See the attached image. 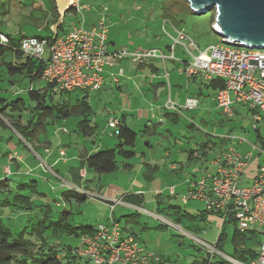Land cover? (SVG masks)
<instances>
[{"label": "rangeland", "instance_id": "obj_1", "mask_svg": "<svg viewBox=\"0 0 264 264\" xmlns=\"http://www.w3.org/2000/svg\"><path fill=\"white\" fill-rule=\"evenodd\" d=\"M79 1L80 5H85L87 8L81 10L77 16L69 13L65 19V28L68 29L74 25L86 28L93 27L97 24L103 10H105L108 15L107 26L108 29L110 27V38L117 42L119 47L154 46L164 48L166 44L171 46L173 41L166 35L162 27L165 16L169 17L176 26L183 28L194 39L201 50H205L222 41V38L213 31L211 25L215 11L205 15H196L191 10L187 0ZM49 6L48 0H0V33L10 34L16 38L46 35L49 18L45 16L49 13ZM166 31L173 37L175 36V33L170 30L169 26H167ZM167 50L164 49L166 53H168ZM176 57H182V60L188 59L182 53L180 46L177 48ZM166 62H168L170 67L172 66L171 61L167 60ZM0 76V92L6 89L10 92H5V96L23 94L24 97H27V88L30 86L29 79H22L21 83L12 85L2 72H0ZM34 86L42 88L44 83H35ZM194 87L195 89L197 88L196 85ZM194 87L192 86V89ZM209 92L203 86V94L198 95L199 99L197 98L199 101L197 111L190 112L182 109L181 113L183 116L176 123L171 120H165V124H159L157 120H153V123L148 124L151 128L146 129L147 124L145 125L144 122H133L131 120L133 116L137 118L140 114L134 113L132 114L133 116L130 114L129 120L133 123L130 127L136 131H140V136L134 148L136 156L131 160H120V169L114 173L101 176L89 173V177L87 179L84 178L85 184L91 190L89 193L93 197H96V199L89 197L85 202L81 203H78L75 199L65 200L63 192L65 191L64 189H68V186L66 188H59L58 181L55 179L47 182L39 174L41 169L38 170V168H36V177L32 175L26 178L9 179L13 185H15V181L17 183H30L32 180H36L38 191L45 194V196L38 199L42 203L51 204L54 211L61 212L66 209L72 212L71 223L73 225L92 223L98 226L99 224L107 223L106 221L110 219L111 214L110 206H108V203L97 199L98 197H106L110 191L126 195L134 194V192L141 190L147 193V203L143 206L144 209L161 216L173 225L164 223L148 213H141L133 208L118 206L115 216L120 220L121 227L136 233L149 251L159 253L166 260L165 264H188L196 257L203 258L206 256V251L203 250L201 243L197 239L213 245L218 240L224 223L218 221V219L217 221H212V215L204 213L206 203L203 201L190 200L185 202L183 200V194L179 193H181L180 190L184 187L185 176H183V180H180L170 170L171 163L173 161L180 164L186 163L184 168L189 175H192V169L198 162L194 160L190 162L188 160L190 150L199 149V144L207 141L210 144H214L212 150L209 152L210 160L216 159L221 155V152L234 146L244 154L252 153L251 161L253 166L264 162V155L261 153L262 146L257 142V132L254 130V117L248 107L237 104L234 107L236 115L233 117L227 116L222 110L217 108L216 103L211 98L207 97ZM192 93L197 94L199 92L193 90ZM110 94H112L110 96L112 99L111 107L113 108L110 111L112 113L115 110H118L117 112L115 111L117 114L123 112L129 113V111L137 107L139 99H136L137 96L134 88L129 90L123 88L122 91L116 89ZM0 97H4L3 94ZM93 102V111L95 113L99 111L97 113L101 114L105 106H100L101 108H99L96 98L93 99ZM181 107L184 106L182 105ZM92 117H94V114ZM69 120L70 122L67 124L60 121L55 125H49L46 130L47 132H44L42 135V141H46L48 138V141L56 146L59 140L63 139L66 142L67 139L73 137L76 134L77 119L73 117ZM111 121L113 122V120ZM192 122L195 127L189 126ZM65 129L68 133L64 132ZM113 131L114 125H111L107 134H104L103 129L100 128L98 135L100 147H102L101 144L105 140L111 141L112 145L110 148L117 146L119 138L113 137ZM261 131L264 133V129ZM98 136L93 138L81 136V140L89 142V146L94 147L90 144H93L95 140L97 141ZM226 137L234 138L235 140L230 139L225 141ZM18 138L19 135L14 131L9 122L0 116V179L5 178V174L3 173L5 167L12 166L11 162L7 160V152L17 148H21V151L24 149ZM147 144H151L152 149ZM103 149H107L106 146ZM166 153L170 154L171 157L166 156ZM147 162L160 166V172H156L154 175L155 179L146 180L144 177L146 169H143V166ZM36 165L37 163H35L34 167ZM126 165L131 166L130 170H127ZM208 168L211 169V167ZM151 172L149 170V173ZM179 172L182 173L181 170ZM44 176L48 177L47 175ZM244 181V185L249 184V181ZM166 185L179 186L177 198H170V203L180 206L190 215L194 216L195 219L184 218L177 224L174 217L156 210L151 197H154L155 194L153 192L155 190L164 189ZM163 196L168 201V197L172 196V191L171 194L170 190L164 192ZM118 198L120 196L116 197V199ZM58 203L62 207H58ZM23 214L25 213L14 214L10 219L5 220L6 224L14 231L19 232L23 230L28 224L27 219L31 217V215L21 216ZM235 227L237 226L234 223H229V221L224 227L226 235L223 242L224 252L221 253L226 257L221 253L218 254V260H221L224 264H235L231 261L235 260L232 258L234 256L232 237L236 229ZM59 243L80 247L82 241L81 238L62 235L59 238Z\"/></svg>", "mask_w": 264, "mask_h": 264}, {"label": "built area", "instance_id": "obj_2", "mask_svg": "<svg viewBox=\"0 0 264 264\" xmlns=\"http://www.w3.org/2000/svg\"><path fill=\"white\" fill-rule=\"evenodd\" d=\"M79 2L72 0V6L79 7ZM107 18L108 15L103 10L97 24L91 28L74 27L64 36L55 37L51 42L35 37L25 38L20 42V49L28 56L46 60L47 66L42 80L50 84L55 93H62L74 90H101L105 83V69L122 60H128L136 66L154 60H177L175 52L180 46L189 58L180 71L187 77L201 75L207 82L221 79L224 88L215 97L217 108L225 115L233 117L235 105L248 107L254 117V130L260 131L264 138L261 131L264 129V49L231 46L222 39L220 43L201 50L184 29L175 26L170 19H164L163 30L173 41L168 53L159 48L133 51L121 48L111 51ZM167 26L175 33L174 37L166 31ZM0 43L10 44L6 34H0ZM123 74L124 70H120L115 77L117 82ZM198 106L199 101L195 98L187 99L184 107L171 101L167 104L169 110L178 113L182 109L196 110ZM113 123L116 127L119 125L118 120ZM230 139L235 140L225 138ZM261 153L264 155L263 147ZM251 156L252 153L245 155L235 147L229 148L215 159V172L204 173L197 179L190 180L189 190L183 195V200L203 201L206 203V211L220 213L223 222L233 217L239 232L260 235L262 243L259 256L250 264H264V162L260 164L253 182L244 185ZM83 175L86 176V172ZM62 185L65 187L66 183L63 182ZM174 194L173 189L172 195ZM88 195L93 197L89 192ZM97 199L107 201L111 209L110 219L105 224H99L94 235L81 238L79 254L87 257L92 264L160 263L159 254L149 251L139 236H124L120 224L113 218L115 208L124 205L123 199ZM136 209L173 225L157 214L138 207ZM197 240L211 258L221 253L215 243L211 245ZM231 261L235 264H246Z\"/></svg>", "mask_w": 264, "mask_h": 264}, {"label": "trees", "instance_id": "obj_3", "mask_svg": "<svg viewBox=\"0 0 264 264\" xmlns=\"http://www.w3.org/2000/svg\"><path fill=\"white\" fill-rule=\"evenodd\" d=\"M48 4L50 5L49 13L45 17H52V24L48 23L46 35L34 37L51 42L55 37L61 36L51 30V26L58 22V10L55 0H48ZM164 19L170 18L165 16ZM214 22L215 16L211 23L212 26ZM64 25L65 22L61 23L59 29H63ZM6 35L10 40V44L0 43V72L10 80L12 85L21 83L22 79H29L30 86L27 88V97H24L23 94L0 97V116L6 119L14 131L33 147L36 142H40V137L44 132H47L49 125H55L60 121L73 117L77 119L76 132L78 134L85 138L94 137L98 127L92 121L93 109L88 100L91 92L74 90L55 93L53 87L42 80L47 66L46 60L28 56L20 49V42L28 37L16 38L10 34ZM170 47L169 45L168 52ZM188 60L189 58L180 62L184 66ZM196 76L203 78L201 75ZM40 82L44 83V86L36 88L34 84ZM204 82L205 87L212 91L211 96H214V99L219 91L224 88V82L221 79H214L210 82L204 80ZM8 93L10 92L8 91ZM172 121L176 123L175 120ZM189 126L193 127V124ZM117 131L118 134H116ZM256 132L257 142L264 148V138L260 131ZM115 136L119 138V143L115 148L102 149L88 157L86 162L87 174L92 173L101 176L114 173L120 169V160H131L136 156L134 148L140 136L139 132L130 128L123 119L119 121ZM208 145L209 143L199 145L204 154H206L205 150ZM197 150H190V154L194 156L198 152ZM89 189L88 186H85L82 190L67 189L63 192V197L68 200L75 199L78 203L85 202L89 198ZM43 196L45 194L38 191L36 180H32L30 183L22 182L13 185L7 177L0 179V264H92L87 257L79 254L81 246L62 245L59 243V238L62 235L77 238L94 235L98 226L92 223L73 225L71 223L72 212L66 209L61 212L54 211L51 204L42 203L38 199ZM123 197L125 202L135 206L143 204V196L141 195L126 194ZM164 210H170L166 214L174 217L177 224L180 223V216L182 215L180 206L168 204L163 208ZM17 213H25L21 216L31 215L27 219L28 224L26 227L19 232L14 231L5 222L6 219H10L11 216ZM214 214L220 215L218 212H214ZM228 221L237 226L233 217H230ZM228 221L224 222L223 229L216 242V247L221 252H224L223 242L226 235L224 227ZM235 228L232 237L234 247L232 258L250 264L259 256L262 238L256 233H241L237 227ZM131 236L138 235L135 233L128 235V237ZM140 240L143 243L141 238ZM165 263L166 260L161 256V262L154 264ZM188 264H224V262L218 260V256L211 258L206 252L205 257H196Z\"/></svg>", "mask_w": 264, "mask_h": 264}, {"label": "crops", "instance_id": "obj_4", "mask_svg": "<svg viewBox=\"0 0 264 264\" xmlns=\"http://www.w3.org/2000/svg\"><path fill=\"white\" fill-rule=\"evenodd\" d=\"M55 3H56L57 10H58V22H59L62 16H61V13L59 12V7H58L56 0H55ZM85 8H87L85 5H80V4H79V7L72 6V0H70L69 6L66 8V11L63 12L61 23L65 22V19L69 13H72L77 16L80 14L81 10H85ZM52 21H53V18L52 17L49 18L48 22L50 24H52ZM58 22L56 24H58ZM52 26H51V30L53 31V33L55 34L59 33L60 36H63L67 34L70 30H72L74 27H78L80 25H74V26L69 27L68 29H66L64 25L63 29H59V27H56V31L52 29ZM109 42H110L111 51L118 50L121 48H126L131 51L137 50V49L148 50L151 48H159L162 50L164 49L167 50L169 46V44H166L164 48L154 47V46L153 47H131V46L119 47L117 45V42H115L114 40H111L110 38V27H109ZM176 58L177 60H169V62L171 61V64H172L171 67L168 64V62H163L159 60H154L150 63L143 64L140 66L134 65L128 60H122V61L116 62L112 66L107 67L105 69V83L102 89L96 92L89 93V98H88L90 105L92 106V109H93V103H94L93 99L94 98H96V101L98 104L97 106L99 108H101L100 106H105L104 107L105 109L101 112V114L97 113L99 111H96V113L93 111L94 117H92V121L94 124H97V127H98L96 131V135L94 137L99 135L100 128L103 129L104 134H107V131L111 127V125H114V131L112 133L114 137L117 127L114 124L115 122L113 123L111 120L120 121L124 119V122H126L127 125L130 127L132 126L133 123L132 121L129 120V117L134 113L140 114V116H138L137 118H134V116L132 115L133 117L131 118V120H133V122H136V121L144 122L145 125L147 124L146 129H149L150 126L148 124L153 123V120H157L159 124H165V120L166 121L175 120V122H178L179 119L183 116V114L181 112L176 113L173 110H169L167 108V104L169 103V101L179 106L180 105L184 106L186 104L187 99L189 98L199 99L198 95L203 94L202 87L203 86L205 87V82L203 78H201L200 76H194L192 78H189L185 74H183L180 71L183 66V63L180 62L182 60L181 59L182 57L181 58L176 57ZM120 70H124V74L122 77H120L119 82H117L115 77L118 76ZM195 85L197 86L196 89L194 87ZM192 86L194 87V89H192ZM123 88L126 90L134 88L136 92V96H137L136 99H139L137 102V107L129 111V113L123 112V113L117 114L116 112L118 110L117 111L115 110L116 112L114 111L112 113V111H110V110H113V108L111 107L112 99L110 97L112 94L110 93H113L116 89L122 91ZM193 90H197V92L199 93L194 94L192 93ZM209 91L210 92L207 95V97L211 98L212 101L215 102L214 96H211L213 94L212 91L211 90ZM5 92L8 93V90L7 89L2 90L0 93L3 94V96H5L6 95ZM188 111L195 112L197 110H188ZM141 113L143 114L141 115ZM235 113H236V110H235ZM250 113L252 112L250 111ZM167 114H171V115H167ZM235 115L236 114H234V116ZM101 118L102 120L100 121ZM61 122L67 124L70 122V120L69 119L63 120ZM192 124H193V127H195L193 122ZM76 129H77V123H76ZM64 132H67L66 129L64 130ZM137 132L140 133V131H137ZM86 138H93V137H86ZM18 140L24 146V149L21 151L20 150L21 148H17V149H12L15 151L10 150L9 152H7V155H6L7 160L11 162L12 166L5 167V169L3 170V173L5 174V178L6 177L8 179L9 178L11 179L26 178L32 175L36 177V171H37L36 168H38V170L41 169L39 174L43 176L47 182H50L51 179H55L58 181L59 188H64L62 183L65 182L66 186H68V189H74V190L75 189L80 190L84 188L85 186H87L85 184L84 178L87 179L89 177V174H87V171H86V162H87L88 157L91 154L102 150L103 148H105V146L106 148H110V146L112 145L111 141L105 140L104 143L101 144L102 147H100L98 143V140H99V136H98L97 141L95 140L93 144H90V145H93L94 147H91L88 144L89 142H85L81 140V135L78 134V132H76V134L70 139H67L66 142L63 139L59 140L56 146H54L52 142H49L48 138L46 139V141H42V136L40 137V142H36L34 144V147L30 145L20 135H19ZM74 142L76 143L74 144ZM205 143H209V142L207 141V142H204V144ZM147 145L149 146L150 149H152L151 144H147ZM213 146L214 144L209 143L208 148L205 150L206 154L203 153L202 149L200 150V146H199V149L197 150L198 152H196L194 156H192L191 154L188 156V160L190 162L192 160H194L195 162H198L195 165V167H193L192 169V172H191L192 175H189V173L186 172V169L184 168L186 163L180 164L175 161L171 163L170 170L174 172L180 180H183V176H185L184 184H183L184 187H182V189L180 190L181 193L179 194L185 195L187 193L190 187L189 185L190 180L197 179L198 177L202 176L204 173L215 172L217 170V164H216L215 159L210 160L209 158V152L212 150ZM235 148L237 149V147ZM225 151L221 152V155ZM166 156L171 157V155L168 153H166ZM35 163H37L36 167H34ZM208 167H211V169H209ZM259 167H260V164H258L257 166H253L252 161L250 162V166L245 173V180L249 181V184L253 182V178L257 174ZM126 168H128L127 170H130L131 166L126 165ZM144 168L146 169V171L144 172V177L146 180L153 179V178L155 179L154 175L156 174V172H160V166L156 164L153 165L152 163L147 162L143 166V169ZM149 170H151L152 172L149 173ZM180 170L182 173L179 172ZM84 172H86V176L83 175ZM44 175H47L48 177H45ZM15 182L17 183V181ZM178 187H179L178 185H173V186L166 185L164 189H157L153 192L155 195L154 197H151V200L153 201V204H155V208L157 211L164 212L165 214L168 211H170V210L163 211V208L167 206L168 204H171L170 198L172 197L177 198ZM173 189H174L175 194L172 196H169L168 201H167L166 198L163 196V193L170 190V194H171V191H173ZM89 192H91L90 189H89ZM134 194L143 196L142 198L143 204L141 206H135L133 204L125 202L123 199L124 195L118 194L117 192L112 193L110 191L106 195V197L101 196L100 199H104V200L116 199L117 196H120V198L123 199L124 201V205H120V206L125 207V208H133V209H136V207L144 209L143 206L147 203V193L141 190H138L134 192ZM65 200H68V199L65 198ZM188 201H185V202H188ZM60 206L62 205L58 203V207ZM117 209H118V206L115 208L113 212V215H114L113 218L115 219V221L119 223L120 220H118L115 216ZM205 213L212 215V221L213 220L217 221L218 219V221L223 222V219L220 215L214 214V213L211 214L207 212ZM180 218L181 220L184 218L195 219L194 216L190 215L184 209H182V215L180 216ZM108 221L109 219H107L106 222ZM122 233L124 236L134 234L132 230H127L126 228H123Z\"/></svg>", "mask_w": 264, "mask_h": 264}, {"label": "water", "instance_id": "obj_5", "mask_svg": "<svg viewBox=\"0 0 264 264\" xmlns=\"http://www.w3.org/2000/svg\"><path fill=\"white\" fill-rule=\"evenodd\" d=\"M63 12L70 0H56ZM196 15L215 11L213 31L226 44L249 49H264V0H187ZM60 18L56 27L62 22ZM57 33V32H56Z\"/></svg>", "mask_w": 264, "mask_h": 264}]
</instances>
